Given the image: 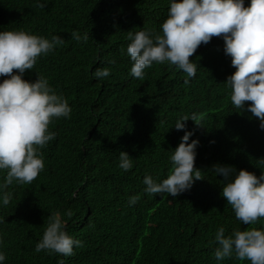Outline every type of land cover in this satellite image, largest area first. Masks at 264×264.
Masks as SVG:
<instances>
[{
    "label": "trees",
    "instance_id": "obj_1",
    "mask_svg": "<svg viewBox=\"0 0 264 264\" xmlns=\"http://www.w3.org/2000/svg\"><path fill=\"white\" fill-rule=\"evenodd\" d=\"M0 0V31H24L63 45L37 59L23 79L47 78L67 99L70 118L54 119L55 138L41 148L44 169L31 184L14 183L0 202V251L4 264H217L214 237L264 228V218L242 224L222 196L224 178L214 165L264 173V130L245 109L235 108L225 84L235 68L213 37L190 57L196 76L169 63H154L143 79L134 78L126 54L128 31L162 34L169 0ZM245 6L250 0H244ZM87 32V42L72 33ZM98 68L110 75L96 79ZM15 72V70H14ZM7 77H0V82ZM188 79V83L184 81ZM182 116L197 139L194 167L203 179L176 197L144 192L145 175L160 182L172 171L171 154L184 135ZM198 123L199 125H197ZM189 141V142H190ZM133 159L129 171L119 153ZM5 171L0 170V182ZM3 193H0L2 196ZM138 202L129 207L131 196ZM71 211L72 215L67 213ZM60 212L67 233L83 242L74 255L35 251L52 213ZM220 264H250L235 255Z\"/></svg>",
    "mask_w": 264,
    "mask_h": 264
},
{
    "label": "clouds",
    "instance_id": "obj_2",
    "mask_svg": "<svg viewBox=\"0 0 264 264\" xmlns=\"http://www.w3.org/2000/svg\"><path fill=\"white\" fill-rule=\"evenodd\" d=\"M38 6L46 5L38 0ZM161 32L154 35L146 30L128 31L130 43L126 54L132 61L130 73L134 78L143 79L146 68L165 62L182 70L188 78L195 77L199 66L190 57L201 44L219 37L224 41L225 55L231 58V66L235 68L225 81L231 89V102L239 110L251 102L247 110L264 130V0H250L248 6L244 0H169ZM72 37L77 42H87L89 34L74 31ZM63 43L58 35L48 39L24 31H0V77H7L0 82V170L6 173L0 182L3 193L0 202L5 206L11 199L4 192L8 186L14 181L31 184L44 169L39 150L56 135L49 131V125L54 119L71 116L67 99L56 93L47 78L38 76L34 82L22 78L25 70L34 68L39 57ZM109 75L108 68H98L92 73L101 80ZM184 82L188 83V79ZM189 119L194 122L195 118L182 116L174 124L177 130H184V135L172 150L171 173L160 182L150 174L145 175L142 181L145 193L176 197L190 190L196 180L203 179L201 171L194 167L199 141H190L194 132L184 123ZM118 159L122 170L132 169L133 159L126 152H120ZM260 161L264 163V159ZM213 171L223 176L222 196L242 224H254L264 218V173L257 177L247 170L237 172L232 166L219 164L213 166ZM139 199V195L131 196L129 207ZM67 215L71 216V211ZM65 227L61 213H52L35 251L62 257L74 255V248L83 247V242L70 236ZM214 240L218 245L214 250L217 264L233 255L250 264H264V228L236 230L226 235L225 228L219 227ZM5 260L4 252L0 251V264ZM59 264H64V260L60 259Z\"/></svg>",
    "mask_w": 264,
    "mask_h": 264
}]
</instances>
